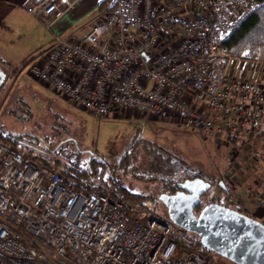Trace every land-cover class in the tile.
Segmentation results:
<instances>
[{
    "label": "built area",
    "instance_id": "1",
    "mask_svg": "<svg viewBox=\"0 0 264 264\" xmlns=\"http://www.w3.org/2000/svg\"><path fill=\"white\" fill-rule=\"evenodd\" d=\"M75 1L23 8L50 29ZM113 2L88 30L54 34L28 74L94 117L132 112L142 124L173 120L201 135L252 133L264 85L230 77L235 58L223 39L256 0ZM0 264L214 263L168 217L119 199L113 185L74 190L26 149L0 142Z\"/></svg>",
    "mask_w": 264,
    "mask_h": 264
},
{
    "label": "rangeland",
    "instance_id": "2",
    "mask_svg": "<svg viewBox=\"0 0 264 264\" xmlns=\"http://www.w3.org/2000/svg\"><path fill=\"white\" fill-rule=\"evenodd\" d=\"M48 31L40 26L30 32L13 29L0 33V71L3 73L0 126L23 142V148L37 166L45 167L47 163L59 173L61 163H69L70 159L83 167L101 165L107 170L108 181L100 186L118 184L131 192L154 196L156 199L144 201L147 207L139 206L166 218V208L157 198L161 174L150 166L146 151L141 147V144H154L164 155L181 158L204 177H212L214 182L208 189V199L216 195L217 180H222L230 168L224 161L223 146L217 147L215 141L210 144L207 138L191 129H180L175 123L142 124L133 113L125 114L128 117H94L80 107L68 105L50 88L33 79L28 74V64L50 45ZM133 136L137 142L128 149L125 162L119 163ZM218 142L221 144L222 140ZM226 196L222 191L216 201L236 208L233 202L226 201ZM206 254L205 258L214 264H234L213 253Z\"/></svg>",
    "mask_w": 264,
    "mask_h": 264
},
{
    "label": "crops",
    "instance_id": "3",
    "mask_svg": "<svg viewBox=\"0 0 264 264\" xmlns=\"http://www.w3.org/2000/svg\"><path fill=\"white\" fill-rule=\"evenodd\" d=\"M25 1L0 0V33L13 29L30 32L43 26L40 19L24 10L23 3ZM100 2L101 0H76L60 17L52 20L50 29H48L49 43L54 34L88 30L99 18L100 12H98L97 6ZM91 17L92 19L89 20ZM228 74L232 78L247 79L264 85V47L259 49L256 60L235 58L230 63ZM184 98L189 100L190 97L185 94ZM191 101L197 105L196 101ZM130 113L132 112L112 116ZM108 116L110 115L105 117ZM157 123L175 122L163 120L147 124L155 125ZM199 135L204 139L207 138L205 140L211 141L210 144L215 141L214 145L217 147L223 146L225 149L224 161L230 167L224 174L222 173V180H217L216 189L218 192L215 193V197H218L222 191L227 195H232V202L237 205L236 208L264 223V109L261 118L256 122L250 134H234V137H231L233 133L230 132L226 134L213 132L207 135ZM221 140L222 143L220 144L218 141Z\"/></svg>",
    "mask_w": 264,
    "mask_h": 264
},
{
    "label": "trees",
    "instance_id": "4",
    "mask_svg": "<svg viewBox=\"0 0 264 264\" xmlns=\"http://www.w3.org/2000/svg\"><path fill=\"white\" fill-rule=\"evenodd\" d=\"M113 1L114 0H101L97 6L98 12L107 7L112 8L114 5ZM256 2V8L240 23V25L235 30L228 32L224 36L223 44L226 46L229 54L234 58L256 60L259 49L264 47V0H256ZM2 63L9 64L5 61H2ZM231 137H234V134ZM0 142L7 143L10 147L16 150L24 147L22 144L23 142L20 139L7 132L1 126ZM135 142H137L136 137L133 136L130 140L127 150L119 157V163L125 162L127 154L129 153L128 149L133 148ZM141 147H143L146 151L147 160L149 159L150 166L152 168L155 167V170L161 174L157 187L158 196L161 194L174 193L178 188L177 183L185 179L200 177L209 181L210 183L214 182L212 177H204L201 172L189 166L181 158H173L169 154L164 155L162 151H159L161 148L154 144L152 146L141 144ZM56 163H58V161H55V164ZM44 165L46 166L40 167L42 171L44 170L43 168H45L46 172L54 173V166H51L47 163H44ZM104 168L105 167L98 164H91L89 167H83L80 166L77 161H72L70 159L69 163H61L59 174L63 180L67 182L74 190H93L100 189L101 184H107L108 177L105 176L107 170H104ZM113 188L116 196L119 199L131 200L144 207H147L144 202L146 199H156L154 196H145L131 192L126 187L121 185L119 186L118 184L113 186ZM217 199L218 197L216 196L209 200H202L199 206H203L208 202H218L216 201ZM148 207L152 208L151 206ZM238 210L241 211L239 208ZM187 241L190 246L194 247L204 257H207L206 253H213L212 251L203 247L199 242L198 236L193 233L187 232ZM217 256L220 257L219 255Z\"/></svg>",
    "mask_w": 264,
    "mask_h": 264
},
{
    "label": "water",
    "instance_id": "5",
    "mask_svg": "<svg viewBox=\"0 0 264 264\" xmlns=\"http://www.w3.org/2000/svg\"><path fill=\"white\" fill-rule=\"evenodd\" d=\"M177 186L179 191L157 197L168 219L197 235L203 247L234 264H264V223L218 202L206 203L195 214V206L211 183L196 177Z\"/></svg>",
    "mask_w": 264,
    "mask_h": 264
},
{
    "label": "flooded vegetation",
    "instance_id": "6",
    "mask_svg": "<svg viewBox=\"0 0 264 264\" xmlns=\"http://www.w3.org/2000/svg\"><path fill=\"white\" fill-rule=\"evenodd\" d=\"M2 75H3V73H2V71H0V77H2ZM179 190H180V188L178 187L176 191H179ZM176 191H175V192H176ZM207 192H208V191H206L205 193L202 194V196H201V198H200V199H201V200H200V203H201L202 200H204V201H205V200H209V199H208V194H207ZM204 194H206V197H205ZM214 194H215V193H214ZM214 197H215V196L212 195L211 198H214ZM211 198H210V199H211ZM208 203H209V202H208ZM201 207H202V206H199V204H198L197 206H195L193 212H194L195 214H197Z\"/></svg>",
    "mask_w": 264,
    "mask_h": 264
}]
</instances>
